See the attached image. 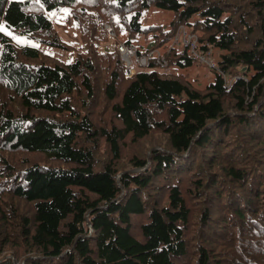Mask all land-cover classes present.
<instances>
[{"label":"trees","instance_id":"1","mask_svg":"<svg viewBox=\"0 0 264 264\" xmlns=\"http://www.w3.org/2000/svg\"><path fill=\"white\" fill-rule=\"evenodd\" d=\"M150 8L168 30L142 26ZM113 16L115 44L150 33L137 54L164 47L166 67L125 78L93 45ZM180 25L221 52L203 88L167 71L195 60L166 46ZM0 26L76 52L0 31V264H264V0H0Z\"/></svg>","mask_w":264,"mask_h":264},{"label":"rangeland","instance_id":"2","mask_svg":"<svg viewBox=\"0 0 264 264\" xmlns=\"http://www.w3.org/2000/svg\"><path fill=\"white\" fill-rule=\"evenodd\" d=\"M67 9H61L60 13L55 14V12H51V15L54 17L57 26L58 33L60 35L61 40L66 42L71 48L74 49V51H82L83 48H81L79 43V30L77 25L74 23V21H66L67 16ZM172 19V12L168 10H161L156 8H150L146 12L142 14L141 18V24L144 27H148L150 25H159V27L163 30H168L170 21ZM193 18L190 19V23H192ZM183 26V25H180ZM3 27V26H2ZM179 27V26H178ZM177 27V28H178ZM186 32H191L190 26H185ZM177 30V29H176ZM3 32L7 33L8 35H12L13 40L16 43L22 44V45H29L38 48L42 52L52 55L58 60L68 63L72 61L73 55L76 53L66 50H61L58 48H52L47 45H43L40 43H37L36 41L26 39L21 36H16L12 32H10L8 29L3 27ZM176 33V32H175ZM151 34H148V37L137 35L136 39L133 41L134 45L141 44L142 50L150 49L153 46V39L150 36ZM106 43V42H104ZM173 43V40H171L166 44L167 47H170ZM114 40L112 38L109 39V41L106 44H102L98 49L99 51H112L114 49ZM183 45L180 44L179 49H182ZM162 54L164 47L156 48V50ZM220 50L217 48H211V51L209 50L207 52V55L209 58L216 64L219 58ZM120 54V53H119ZM119 58L122 62L121 55H119ZM138 69H145L144 67H138ZM170 73H176V74H184L188 75L189 81L192 82V84L196 87L203 88L204 86L211 83L214 79V73L211 71L210 67L200 61H195L193 64L186 68H177V67H170L167 69ZM235 76H225V80L227 82H230L233 80Z\"/></svg>","mask_w":264,"mask_h":264},{"label":"built area","instance_id":"3","mask_svg":"<svg viewBox=\"0 0 264 264\" xmlns=\"http://www.w3.org/2000/svg\"><path fill=\"white\" fill-rule=\"evenodd\" d=\"M58 11V10H56ZM115 21V18L110 19L108 22L104 23L101 30H104L106 36L113 37L114 32L112 29V23ZM172 45L179 47L180 44L183 47H186L187 51L192 54L195 60L207 64L210 68H214L216 64L209 58V56L201 54L197 50L198 37L195 33H187L185 26H179L176 30V33L173 37ZM119 55H121L122 63L124 65L125 76L128 77L134 73L135 69L138 67H147L150 58H154L156 62L161 66L165 67L167 65L166 60H164L161 53L157 50L147 53L144 56H138L135 48H125L124 46H118ZM225 80V78H224ZM226 82V85H230V82Z\"/></svg>","mask_w":264,"mask_h":264},{"label":"bare ground","instance_id":"4","mask_svg":"<svg viewBox=\"0 0 264 264\" xmlns=\"http://www.w3.org/2000/svg\"><path fill=\"white\" fill-rule=\"evenodd\" d=\"M186 30V29H185ZM157 35V34H156ZM170 36V35H169ZM201 36V35H200ZM154 37V36H153ZM167 41V40H166ZM154 43H157V41L156 42H154ZM163 46V45H162ZM158 50V49H157ZM174 57V56H173ZM179 59V58H178ZM167 60V59H166ZM176 61H178V60H176ZM173 62V61H172ZM203 64V63H202ZM174 82V81H173ZM197 88V87H196ZM199 91V90H198Z\"/></svg>","mask_w":264,"mask_h":264},{"label":"snow or ice","instance_id":"5","mask_svg":"<svg viewBox=\"0 0 264 264\" xmlns=\"http://www.w3.org/2000/svg\"><path fill=\"white\" fill-rule=\"evenodd\" d=\"M3 30V27L2 26H0V31H2Z\"/></svg>","mask_w":264,"mask_h":264}]
</instances>
